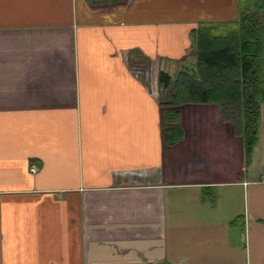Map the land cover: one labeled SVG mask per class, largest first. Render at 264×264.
I'll use <instances>...</instances> for the list:
<instances>
[{"label": "crops", "instance_id": "crops-1", "mask_svg": "<svg viewBox=\"0 0 264 264\" xmlns=\"http://www.w3.org/2000/svg\"><path fill=\"white\" fill-rule=\"evenodd\" d=\"M236 17L237 0H0V264H264V102L247 161L216 104H184L163 139L158 71Z\"/></svg>", "mask_w": 264, "mask_h": 264}, {"label": "trees", "instance_id": "trees-1", "mask_svg": "<svg viewBox=\"0 0 264 264\" xmlns=\"http://www.w3.org/2000/svg\"><path fill=\"white\" fill-rule=\"evenodd\" d=\"M190 38L191 66L173 78L162 69L157 73L166 91L160 103L164 142L173 146L182 139L184 104H216L220 119L242 138L247 161L258 142L264 102V0H237L235 19L201 22Z\"/></svg>", "mask_w": 264, "mask_h": 264}, {"label": "rangeland", "instance_id": "rangeland-1", "mask_svg": "<svg viewBox=\"0 0 264 264\" xmlns=\"http://www.w3.org/2000/svg\"><path fill=\"white\" fill-rule=\"evenodd\" d=\"M189 61V62H188ZM184 64L182 66H179V65H175V70H174V66L172 65L171 67V75H172V78L175 76L176 72L182 68L183 66L188 67V66H191V64L194 62V59L193 61L191 59H185L184 61ZM173 71H176L174 73H172ZM138 73V75H143L145 81L147 82V84L149 85L150 88L153 87V85L155 84V81L156 79L153 77L154 74H152L153 72H156V70H154V68L152 67H148L147 70L145 71H136ZM159 91V90H158Z\"/></svg>", "mask_w": 264, "mask_h": 264}]
</instances>
